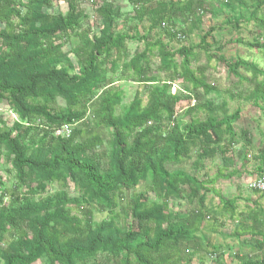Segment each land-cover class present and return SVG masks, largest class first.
Masks as SVG:
<instances>
[{"label": "trees", "instance_id": "trees-1", "mask_svg": "<svg viewBox=\"0 0 264 264\" xmlns=\"http://www.w3.org/2000/svg\"><path fill=\"white\" fill-rule=\"evenodd\" d=\"M56 1L57 6L55 0H0V104L6 101L19 117L9 126L0 115V264H100L101 257L113 264H192L201 252L216 254V262L225 264L221 248L204 233L224 227L227 219L234 224L233 236L254 242L251 254L237 253L238 264H264V205L258 200L256 207L239 210L238 197L225 198L210 187L242 177L251 160L256 177H263L264 133L256 146L248 128L236 130L244 115L240 108L231 112L225 102L201 97L213 91L203 75L215 60L241 86L248 84L246 100L264 113V67L213 52L208 39L214 29L199 43L179 48L153 39L160 29L169 41L178 40L179 32L187 40L188 28H178L177 21L200 28L204 14L223 1L127 0L134 8L128 29H118L122 10L109 0H91L95 28L86 26L90 17L79 0ZM228 1L246 6L260 30L254 42H239L264 50V0ZM231 25L239 28L241 22ZM65 37L76 39V60L64 51ZM141 41L143 50L131 54L130 43ZM202 53L207 64L194 67ZM120 81L144 84L147 102L137 91L125 105V92L116 86ZM192 99L196 103L186 105L187 120L180 122V103ZM64 124L72 125L71 135H56ZM102 130L109 135L107 146ZM240 134L245 143L235 149ZM225 154L237 157L234 168L220 166L207 179L170 167L193 160L199 169L204 160ZM4 157L16 175L13 190L4 188ZM143 181L146 191L121 206ZM53 183L61 188L49 193ZM72 184L79 196L67 190ZM252 190L264 198V191ZM212 191L219 197L214 215L207 203ZM173 199L186 200L190 210H175ZM95 212L110 215L96 223ZM122 213L132 219L130 225L121 222Z\"/></svg>", "mask_w": 264, "mask_h": 264}, {"label": "rangeland", "instance_id": "rangeland-1", "mask_svg": "<svg viewBox=\"0 0 264 264\" xmlns=\"http://www.w3.org/2000/svg\"><path fill=\"white\" fill-rule=\"evenodd\" d=\"M22 2H26L27 0H19ZM215 1V0H214ZM222 3L216 4L215 12H208L204 14V22L201 27H192L189 22H185L183 19H179L177 21V27H185L188 28V36L185 41H169L167 35L160 29H156L153 32L154 40H163L165 43L170 42V44L174 48H179L180 46H189L191 44L199 43L200 37L208 30L214 29L211 33V36L208 39V42L212 46V51L217 55L224 56L227 60H234L236 58H243L249 61H253L259 64L261 67H264V50H260L258 48H250L241 42H254L256 38H258V32L260 31L258 25L255 20L250 19L251 11L240 5L238 3H231L228 0H222ZM109 2L114 3V5L119 6L122 10V18L119 20L118 29H128L133 23L130 19L134 14L133 6L127 0H109ZM55 5H58V1L55 0ZM80 6L86 9L87 14L89 15V20L87 21V25L95 28L97 25V16L95 14V6L91 0H79ZM235 20H239L241 25L239 28L234 27L231 23ZM148 22L142 24L140 26L141 34H144L146 29L148 28ZM264 32V31H262ZM239 39V40H238ZM241 41V42H239ZM61 43L64 44V51L70 53L71 57L76 60L73 47L76 44V39L65 37L60 40ZM219 47L223 49H219ZM144 42H131L130 49L131 54L135 53L136 50H143ZM159 64V59L154 58V66ZM206 55L202 53L200 62L194 63L193 66L197 67L198 65H206ZM76 69L78 70V65H76ZM243 72V71H242ZM203 78L208 83L209 86L212 87L211 92L202 93V100H213L216 103L225 102L227 108L233 112L236 108H240L244 115L242 119L235 124L237 132H241L243 127L249 129V131L254 136L255 145L258 146L260 142V135L264 133V113L260 112L258 109L253 108L252 104H250L246 100L247 95V87L248 84L245 83L241 86L237 77L233 74L229 73L225 65L221 62L212 61L209 64L208 70L204 73ZM181 81H176L173 84L172 91L176 88H179ZM116 86L125 92L124 104H129L135 97L137 91L143 92V102L144 104L147 102V94L145 92L146 87L144 84H139L138 82L131 81H120L116 83ZM190 89H187V91ZM192 103L191 101L184 100L180 103L178 108V120L181 122L187 120V109L186 105L188 103ZM59 104L62 107L66 106V103L63 99H59ZM122 108L119 109V112ZM0 115L4 120H7L9 126H12L13 123L19 119L18 115L13 112L6 101L1 102L0 104ZM198 116L200 118H204L203 113H199ZM41 122V121H37ZM42 124V122H41ZM102 135L107 141L109 139V135L106 130L101 131ZM245 140L242 138L240 134L239 144H237L234 148L239 149L243 146ZM257 151V148L252 149V154ZM236 156L231 157L230 154L219 155L215 159H206L203 161L202 167L199 169L194 168L193 160L188 162L185 166H170L172 169L183 168L188 172H191L194 175H197L200 179H207L208 177H212L216 174L218 167L225 166L227 169L234 168ZM10 165L6 162V158H3L1 173L3 175V183L4 188L8 190H13L15 185L17 184V179L15 172L10 170ZM258 169L254 160H251L249 166L246 168V172L240 178H232L230 180H220L215 185L210 186L215 190L219 191L222 196L225 198H234L238 197V209L239 210H249L251 208L256 207L255 201H260L262 205H264V198L260 194L254 193L252 190L250 183L252 179L258 175ZM61 187L58 183H53L48 187L49 193H54L59 190ZM147 181H143L140 183L139 187L134 192H129L127 194V198L123 199L120 204L121 206L126 207L128 202L131 200L132 195L134 193H139L142 191H146ZM26 190V189H24ZM69 193L72 196H79V188L75 187L73 184L67 188ZM48 193V192H46ZM153 197L154 195L150 193ZM40 195H36L35 199H39ZM9 198H6L8 201ZM207 203L209 205V213L214 215V210L217 209V205L219 204V197L212 192H208L207 194ZM172 206L175 210L180 212H187L190 210L191 206L187 203L186 200L179 201L173 199ZM222 207V205H220ZM123 208V207H122ZM121 208V209H122ZM76 211V210H75ZM82 215V212H80ZM108 212H95L94 222H100L103 219L109 217ZM125 214H121V222L127 223V225L131 224L132 219H126ZM225 220V219H224ZM226 224L224 227H217L216 231L213 233L205 232L204 236L207 240L212 243V245L216 247H220L221 251L219 254L221 255L220 262H224L225 264H238L239 256L237 253L242 256L250 252V248L253 247V241L249 239L247 236H242L240 239L233 236L234 224L232 220H226ZM193 252V250H191ZM218 260L216 254H208L205 252L197 253L194 255L192 264H219L216 262ZM100 264H113L109 263L105 257L99 258ZM35 264H44L43 260L37 261Z\"/></svg>", "mask_w": 264, "mask_h": 264}, {"label": "built area", "instance_id": "built-area-1", "mask_svg": "<svg viewBox=\"0 0 264 264\" xmlns=\"http://www.w3.org/2000/svg\"><path fill=\"white\" fill-rule=\"evenodd\" d=\"M203 13V12H201ZM175 30H173L174 32ZM177 39L180 41H184L185 40V35L183 33H177ZM176 92V88L173 90V93ZM196 103V100L193 99L192 104L194 105ZM18 120V119H17ZM72 133V125L70 124H64L58 128H56L55 130V134L56 135H60V136H69ZM251 188L253 189H259L261 191H264V176L261 178L255 177L254 179H252L251 183H250Z\"/></svg>", "mask_w": 264, "mask_h": 264}]
</instances>
